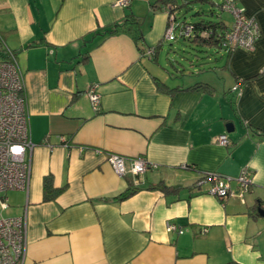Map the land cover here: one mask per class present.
Instances as JSON below:
<instances>
[{
	"label": "crops",
	"instance_id": "0c3cea01",
	"mask_svg": "<svg viewBox=\"0 0 264 264\" xmlns=\"http://www.w3.org/2000/svg\"><path fill=\"white\" fill-rule=\"evenodd\" d=\"M116 1L0 0L2 48L23 76L33 143L27 189L2 194L4 217H26L23 264H264V0H237L258 24L254 47L206 63L195 70L209 72L188 82L174 46L161 62L167 40L154 56L131 31L102 35L132 14L145 47L164 38L167 13L153 0ZM108 153L125 157L124 175ZM137 157L151 165L141 174L130 170ZM245 169L252 183L241 196ZM205 172L230 177L232 194L220 200L210 182L197 187ZM45 177L57 189L50 200Z\"/></svg>",
	"mask_w": 264,
	"mask_h": 264
},
{
	"label": "built area",
	"instance_id": "2783aa9c",
	"mask_svg": "<svg viewBox=\"0 0 264 264\" xmlns=\"http://www.w3.org/2000/svg\"><path fill=\"white\" fill-rule=\"evenodd\" d=\"M129 0H117L120 6L128 5ZM224 11L232 16L230 28L224 35L222 47L252 49L260 37L258 24L253 18L247 17L237 0H223ZM173 25L169 24L164 37L172 38ZM3 41L0 39V47ZM10 60L0 61V264H23L26 248L27 221L25 216L4 217L2 210L7 207V199L2 196L8 190H26L29 183L31 163L28 153L33 147L30 139L28 116L25 101L21 95L23 76L11 50H7ZM146 54L154 53V49L147 48ZM238 89L233 86V90ZM88 97L95 110L98 109L100 96L94 88L88 91ZM61 140H66L62 137ZM218 143H229L226 135L217 137ZM107 160L118 175L127 172L124 156L108 153ZM151 167L148 161L137 157L131 162V172L141 174ZM211 186L209 193L218 199L224 200L232 194L229 186L230 177L223 178L217 174H209ZM201 180L199 183L203 182ZM239 195L249 188L252 183L248 169L241 172L237 178ZM168 231L182 232V229L173 223L167 225Z\"/></svg>",
	"mask_w": 264,
	"mask_h": 264
},
{
	"label": "trees",
	"instance_id": "16d2710c",
	"mask_svg": "<svg viewBox=\"0 0 264 264\" xmlns=\"http://www.w3.org/2000/svg\"><path fill=\"white\" fill-rule=\"evenodd\" d=\"M191 3H200L205 4L208 3L210 5V9L208 11H202L201 7L197 11V15H199V19L197 21H187L184 16L179 18V14L182 11H188L191 8ZM223 0L219 3L215 2L214 0H153L151 3V9H163L167 13V26L169 24L173 25L172 31V38L174 40L183 41L185 46H189L190 49L194 52H189L190 58L185 57V59L189 60L191 66H198L197 70L203 69V65L206 63H212L218 61L220 58L225 57L227 58L233 49L231 48H224L222 47V42L224 40V35L226 31L230 28V25L227 24L221 19L220 13L226 12L222 7ZM218 9L220 13H216L215 9ZM228 13V12H227ZM208 14L213 15L215 14L218 19L213 20L207 16ZM167 28V27H166ZM102 35L104 36H112L121 31L123 32H132L135 36L137 41H140L139 47L141 51H146L147 47L144 45V41L141 39L142 31L140 29V21L138 18L134 17L132 14H127L123 18L117 20L112 25L107 26L105 29L102 30ZM166 39L165 37L159 41L155 46L152 48L154 49V56L157 53L158 49L160 48L163 40L173 41V39ZM222 51V55L216 56V53ZM14 54V52L12 51ZM15 56V55H14ZM194 57V58H193ZM212 57L210 60L209 58ZM193 58V59H192ZM10 60V55L5 48L0 47V61H8ZM200 65V66H199ZM208 84L203 83H195L194 89H202L206 90ZM191 86L190 88H192ZM172 90H176L172 89ZM209 174H217L216 172H205L204 175L201 177L200 180L196 182V186L199 187L204 182H210L211 178ZM201 180L203 182L199 183ZM153 188H159L163 192H171L177 191L180 187H172L166 184H160ZM60 190V189H58ZM136 189L129 188L125 192L121 193L118 198L125 199L132 195ZM50 192H53L52 194ZM57 195V189H54L51 184V178L45 177L44 178V199L50 200L53 199ZM225 264H236L235 262H227Z\"/></svg>",
	"mask_w": 264,
	"mask_h": 264
},
{
	"label": "rangeland",
	"instance_id": "374dc122",
	"mask_svg": "<svg viewBox=\"0 0 264 264\" xmlns=\"http://www.w3.org/2000/svg\"><path fill=\"white\" fill-rule=\"evenodd\" d=\"M178 1L180 2V0H178ZM214 1L217 2V3H219L221 0H214ZM200 7L202 8L201 9L202 11H208L210 9V5L208 3H205V4L191 3V8L188 11H182L179 14V18H181L182 16H184V18L187 21H192V22L197 21L199 19V15H197V11L199 10ZM215 12L216 13H218V12L220 13V11L217 8L215 9ZM219 15H220L221 19L227 24V26H229L231 24V22H232V16L229 13H227V12H221ZM205 17H208V18L213 19V20L218 19V17L215 14H213V15L208 14ZM172 46H174L175 48L173 50H171L170 52L173 53V54H176L177 57H180V55H181L183 57L190 58V55H188V53L189 52L194 53L190 49L189 46H187V45L185 46V44H184L183 41H179V42H173V41H171V42H168V40H167V43L164 44V46L162 47V49L159 52V56L162 58L161 59V62L162 63H165V55L168 52V50L171 49ZM182 64H183V66L185 67V69L187 71L185 73V75L182 77V78H184V81L185 82L190 81V80H187L188 78H191L192 81H195L196 80L195 79V76L197 74H200V72H209L208 70H206V71H196L195 69H198V66H191V65H189V60H187V59H183ZM206 65L207 64H205L203 66H206ZM171 69H172V67H171ZM190 73H192V74H190ZM200 76H203V75L200 74ZM211 77H212L211 79H214L215 78L214 75H212ZM180 80H182V79H180ZM2 215L3 216H6L7 215V212L5 210L2 211Z\"/></svg>",
	"mask_w": 264,
	"mask_h": 264
},
{
	"label": "water",
	"instance_id": "95a60500",
	"mask_svg": "<svg viewBox=\"0 0 264 264\" xmlns=\"http://www.w3.org/2000/svg\"><path fill=\"white\" fill-rule=\"evenodd\" d=\"M259 212H260V215L264 216V210L259 211Z\"/></svg>",
	"mask_w": 264,
	"mask_h": 264
}]
</instances>
